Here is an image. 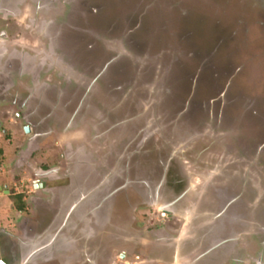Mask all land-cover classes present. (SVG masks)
<instances>
[{
  "label": "flooded vegetation",
  "instance_id": "obj_1",
  "mask_svg": "<svg viewBox=\"0 0 264 264\" xmlns=\"http://www.w3.org/2000/svg\"><path fill=\"white\" fill-rule=\"evenodd\" d=\"M48 1L53 7H62L63 11L58 23L50 29L49 39L62 58L59 64L46 58L48 54L39 46L40 40L21 22L0 18V179L8 173L19 185L15 189L5 185L10 187L7 196L12 208L3 211L7 216H0V262L22 264L21 244L41 235L59 233V238L51 236V240L60 242L58 254L35 264H175L176 253L167 250L161 240L179 236L186 221L168 210L152 207L144 198L149 188L163 179L166 170L172 193L176 190L177 194L187 192L191 176L200 175L186 172L183 167L179 170L178 164H172L174 148L188 146L187 141L174 143L169 138L165 142L158 134L156 123L160 127L163 121L170 122L171 117L179 120L186 115L178 112L170 116L164 112L165 106L155 99L158 89L141 91L142 86L148 87L143 79L136 89L141 92L136 94V90L131 93L132 86H126L119 76H108L106 71L112 63L131 55L112 50L107 42L105 51L114 56L109 58L99 76L93 78V74H84L83 65L85 71L88 66L81 62L77 36L85 34L96 42L100 39L98 32L92 26L84 30L78 23L73 24L79 19L88 24L87 14L74 9L81 0ZM90 2L92 5L98 0ZM89 48L93 49L94 45L89 44ZM174 100L167 104L173 107ZM198 118H184L182 124H199L201 119ZM177 127L176 124L173 129ZM149 129L153 130L147 133ZM85 131L88 132L84 135ZM199 135L206 140L205 133ZM23 137V143L19 144ZM149 139H153L156 147L161 142L155 152L167 150L169 163L163 162V158L150 164L145 162L149 154L145 144ZM82 141L93 147L87 150ZM195 144L190 143L192 148ZM224 157L221 152L212 153L209 149L199 152L198 156L200 161L218 163L219 167L226 163ZM4 162L8 163L9 172L2 166ZM107 177L112 180L110 184L83 205V195L93 194ZM195 182L202 187L206 184L202 180ZM221 182H225L224 179ZM203 188L197 207L204 214H215L227 192L222 193L220 187L214 185ZM235 193L239 201L230 208L239 210L235 219L244 215L247 221L237 218L233 225L229 224L230 229L240 233V238L236 251L224 264H264V235L250 228V223L264 221L249 203L256 191L252 187L246 190L239 187ZM99 201H103L102 213L107 212L111 225H131V229L140 232L139 243L97 234L100 226L94 216ZM217 213L220 214L221 209ZM224 223L226 221L220 219L219 230L213 233L224 235Z\"/></svg>",
  "mask_w": 264,
  "mask_h": 264
},
{
  "label": "rangeland",
  "instance_id": "obj_2",
  "mask_svg": "<svg viewBox=\"0 0 264 264\" xmlns=\"http://www.w3.org/2000/svg\"><path fill=\"white\" fill-rule=\"evenodd\" d=\"M87 1L81 0L74 9L87 14L88 24L80 19L73 24L78 23L84 30L92 26L100 39L95 42V38L78 34L79 56L88 66L85 71L83 65V73L93 74V78L101 74L106 62L114 56L105 51L106 42L112 50L131 55L112 63L106 71L108 76H119L126 86H132L131 93L139 88L143 79L148 87L142 86L141 91L158 89L155 99L165 106L164 112L170 116L178 112L186 115L179 120L171 117L173 120L163 121L160 127L156 123L163 141L170 138L174 143L188 142V146L174 148L177 153L172 157V164H178L179 170L183 167L186 172L205 177L218 163L200 161L199 152L208 149L212 153L221 152L226 163H222L220 169L229 172L230 178H238L229 181L219 175L210 185L220 187L222 193L227 192L232 198L239 187L243 189L248 177L253 179L256 191L253 197L264 203V0H98L92 5ZM61 17L62 14H50L47 19L52 23L46 32L50 47L48 43L45 48V40H40L39 44L46 50V58L56 64L62 58L49 40L50 29ZM89 44L94 48L90 49ZM141 91L136 90V94ZM173 99L171 107L167 102ZM183 117L185 120L199 117L201 121L182 124ZM174 124L178 125L175 130ZM201 133L207 135L205 141ZM194 134L199 137L194 138ZM20 140L18 143H23L24 137ZM190 141L196 143L193 148ZM82 143L87 150L93 147ZM158 143L156 147L153 139H149L145 144L149 153L144 158L147 164L162 158L169 163L167 150L155 152L161 145ZM2 166L9 172L7 162ZM11 176L4 173L0 185L7 183L18 188ZM196 178L191 176L190 184L200 192L201 185L195 182L200 179ZM223 179L225 182H221ZM249 185L251 187L252 183ZM12 201L16 203L14 198ZM9 203L8 196L0 198L1 217L6 215L3 211L7 207L12 208ZM186 205L191 206V203L187 201ZM177 217L185 220L182 215L177 214Z\"/></svg>",
  "mask_w": 264,
  "mask_h": 264
},
{
  "label": "water",
  "instance_id": "obj_3",
  "mask_svg": "<svg viewBox=\"0 0 264 264\" xmlns=\"http://www.w3.org/2000/svg\"><path fill=\"white\" fill-rule=\"evenodd\" d=\"M62 12V7H53L48 0H0V18L18 20L30 33H33L34 36L41 41L46 39L47 29L52 23L49 21L50 19L47 18H50V14H62ZM26 131L29 132V129L26 128ZM173 151L175 155L177 151ZM212 167L213 168L211 169L213 170L211 171L209 169L210 172L205 177L200 175L197 176L198 179L206 182L204 186L212 184L219 175L229 181L238 178L232 175L230 178L228 176L229 172L222 171L217 164ZM165 172L163 179L155 183L153 187L149 188V193L144 200L152 207H160L161 209L168 210L174 214L182 215L186 221L185 228L179 236L166 241L161 240L162 245H165L167 250L176 253L174 254L175 264H209V262L212 264L214 259L217 261L216 264H224L228 262L231 258L232 252L236 251L237 245L239 244L238 240L240 238L239 232L230 229L232 227L231 225H233V222L236 221L237 218L245 219L244 221L242 220L243 222L247 221L246 216L244 215H239V217H236L235 219V214L238 213L239 210L230 208L232 204L239 201L238 198L235 196L229 198L227 195H223L221 198V207H217L218 211L221 209V213L219 214L216 211L214 212L215 214H204V212L197 207L198 202H200L198 199L204 190V186H199L201 189L200 192L199 190H194L195 186L190 185L187 192L184 190V192L178 194L176 192L172 193V189L170 188L171 183L169 182L170 177L168 171L166 170ZM111 181V178L107 177L96 187V190L92 191L93 194H84L81 200L83 205L88 203V199L92 196L94 197L100 194ZM249 183H252L251 187L254 189L253 179L247 177L245 184L243 185L244 190H246L247 187H250ZM187 201L191 203V206L186 205ZM249 203L252 204L251 208L255 209L259 217H264L263 201L258 197H255ZM103 205V201H99L96 208L97 210H95L97 215H95L94 218L100 226L97 234L103 236L110 234L124 240H132L135 243H139L141 240L140 232L131 229V225L128 227H114V225H111L110 217L107 212H104L106 215H103L102 213L104 211ZM231 213H234V215H230ZM257 214L253 215L256 216ZM255 216H248L247 218L256 219ZM220 219L226 221L223 225L225 230V232H223L224 235L213 233L215 229L219 230L218 228L220 226H218V223ZM250 225V228L254 233L264 235L263 220L262 222L258 221L254 224L250 223ZM53 235H41L34 239V241L21 244L22 264H35L53 259L57 251L60 250V242L58 239L54 240L55 238H59V233ZM145 235L148 236L147 233H145ZM51 236L54 239L51 240ZM157 243L158 242L156 241V244ZM66 244L69 243L67 242ZM230 247H233L231 248L233 249L232 251H230ZM260 260L262 259L260 258ZM0 264H2V262H0Z\"/></svg>",
  "mask_w": 264,
  "mask_h": 264
},
{
  "label": "crops",
  "instance_id": "obj_4",
  "mask_svg": "<svg viewBox=\"0 0 264 264\" xmlns=\"http://www.w3.org/2000/svg\"><path fill=\"white\" fill-rule=\"evenodd\" d=\"M7 185V184H6ZM0 198H2V196L3 195H5V196H7V190H8V188L7 187H5V186H3V185H0ZM176 192V191H175Z\"/></svg>",
  "mask_w": 264,
  "mask_h": 264
}]
</instances>
